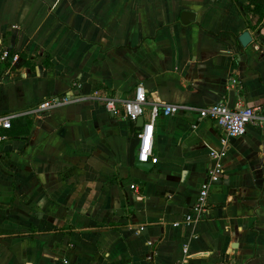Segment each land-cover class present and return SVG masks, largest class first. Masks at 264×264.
Masks as SVG:
<instances>
[{"label": "crops", "instance_id": "obj_1", "mask_svg": "<svg viewBox=\"0 0 264 264\" xmlns=\"http://www.w3.org/2000/svg\"><path fill=\"white\" fill-rule=\"evenodd\" d=\"M253 9L0 0V51L10 52L0 112L22 113L0 127V264H264V127L229 139L202 219L175 225L223 148L224 129L198 109L240 102L264 113V17ZM185 11L195 15L187 23ZM139 84L145 121L153 103L188 107L156 120L148 171L137 166L138 120L106 107ZM50 98L59 100L50 111L29 112Z\"/></svg>", "mask_w": 264, "mask_h": 264}, {"label": "built area", "instance_id": "obj_2", "mask_svg": "<svg viewBox=\"0 0 264 264\" xmlns=\"http://www.w3.org/2000/svg\"><path fill=\"white\" fill-rule=\"evenodd\" d=\"M10 57V52L7 49L0 51V61H5ZM14 61L19 59L18 55L13 56ZM238 82L237 78L233 79V83ZM59 103L58 99L50 98L37 104L29 112H48ZM149 104L147 90L143 84H139L135 89L133 98L125 101H120L116 98H107L106 107L111 112H118L121 109L124 111L123 117L126 120H138L144 115L146 107ZM188 108L183 105L160 102L153 103L151 106L150 119L145 122L144 127L139 132L140 147L139 161L157 163L158 158L154 154V138H155V123L159 116L174 115L181 109ZM201 118H209L221 126L225 131V136L222 138L223 148L218 153H213L216 162L209 168L208 178L202 183L196 204L193 210L184 218L183 221H176L175 225L193 224L200 221L203 214L209 206V195L212 186L216 183L224 173L222 158L226 154V148L229 144V139L242 136L247 132L250 125L264 127V113L259 107H252L237 103L231 106L226 102H220L207 107L198 109ZM22 114V113H20ZM16 112L2 113L0 112V127L11 128L12 121L18 115ZM132 188H137L136 184ZM188 251V247H185Z\"/></svg>", "mask_w": 264, "mask_h": 264}, {"label": "water", "instance_id": "obj_3", "mask_svg": "<svg viewBox=\"0 0 264 264\" xmlns=\"http://www.w3.org/2000/svg\"><path fill=\"white\" fill-rule=\"evenodd\" d=\"M194 16H195L194 13L185 11V12H183L182 20L187 23V22H189V20H192L194 18ZM239 40H240L242 46L247 47L252 42L253 37L249 31H244L243 33H241L239 35ZM145 122L146 121H145V118L143 116H141L138 119V125L142 128L144 127ZM137 166L144 171H148L154 166V164L152 162L138 161Z\"/></svg>", "mask_w": 264, "mask_h": 264}, {"label": "trees", "instance_id": "obj_4", "mask_svg": "<svg viewBox=\"0 0 264 264\" xmlns=\"http://www.w3.org/2000/svg\"><path fill=\"white\" fill-rule=\"evenodd\" d=\"M249 2L254 6L253 11L261 20L264 17V0H249Z\"/></svg>", "mask_w": 264, "mask_h": 264}, {"label": "rangeland", "instance_id": "obj_5", "mask_svg": "<svg viewBox=\"0 0 264 264\" xmlns=\"http://www.w3.org/2000/svg\"><path fill=\"white\" fill-rule=\"evenodd\" d=\"M262 26H264V24H261Z\"/></svg>", "mask_w": 264, "mask_h": 264}]
</instances>
